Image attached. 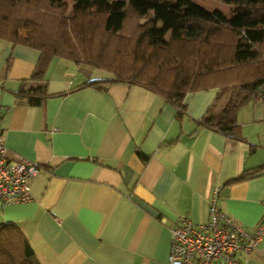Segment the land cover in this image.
<instances>
[{
	"label": "crops",
	"instance_id": "1",
	"mask_svg": "<svg viewBox=\"0 0 264 264\" xmlns=\"http://www.w3.org/2000/svg\"><path fill=\"white\" fill-rule=\"evenodd\" d=\"M39 51L0 38V139L11 159L41 166L31 199L0 201V222L14 221L41 264H167L169 227L185 216L207 220L208 200L253 232L264 226V95L237 110L235 136L198 125L229 90L188 92L185 109L125 82L81 84L109 74L61 57L36 73ZM45 83L32 105L19 91ZM146 155L142 157V154ZM236 257L264 264V238Z\"/></svg>",
	"mask_w": 264,
	"mask_h": 264
},
{
	"label": "trees",
	"instance_id": "2",
	"mask_svg": "<svg viewBox=\"0 0 264 264\" xmlns=\"http://www.w3.org/2000/svg\"><path fill=\"white\" fill-rule=\"evenodd\" d=\"M229 15L195 0H0V38L39 51L36 73L53 57L109 74L81 85L125 82L161 94L178 109L190 91L229 90L216 112L196 123L235 136L238 108L264 90V0H219ZM29 104L48 96L45 83L19 91ZM142 157L146 158L143 153ZM264 171V164L238 178ZM0 264H41L16 222H0Z\"/></svg>",
	"mask_w": 264,
	"mask_h": 264
},
{
	"label": "built area",
	"instance_id": "3",
	"mask_svg": "<svg viewBox=\"0 0 264 264\" xmlns=\"http://www.w3.org/2000/svg\"><path fill=\"white\" fill-rule=\"evenodd\" d=\"M261 94L264 90L254 97ZM40 167L23 157L11 159L0 139V201L9 205L30 200L29 180ZM169 231L167 264H246L236 254L251 251L264 238V226L250 232L218 206L217 188L208 200L205 222L181 216Z\"/></svg>",
	"mask_w": 264,
	"mask_h": 264
},
{
	"label": "rangeland",
	"instance_id": "4",
	"mask_svg": "<svg viewBox=\"0 0 264 264\" xmlns=\"http://www.w3.org/2000/svg\"><path fill=\"white\" fill-rule=\"evenodd\" d=\"M63 1L67 3L68 5L67 9L69 10L71 7V0H63ZM195 1L209 10H213V11L219 10L223 12L225 15H229L232 11L231 5L219 0H195Z\"/></svg>",
	"mask_w": 264,
	"mask_h": 264
}]
</instances>
